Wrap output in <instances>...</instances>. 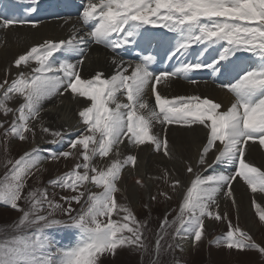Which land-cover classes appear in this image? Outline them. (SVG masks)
I'll return each mask as SVG.
<instances>
[{"label": "snow or ice", "instance_id": "1", "mask_svg": "<svg viewBox=\"0 0 264 264\" xmlns=\"http://www.w3.org/2000/svg\"><path fill=\"white\" fill-rule=\"evenodd\" d=\"M77 19L88 29L83 35L74 25L67 39H46L33 45L14 60L18 69L15 76L0 83V112L12 115L4 134L22 141L27 139V132L33 131L30 122L39 119L44 101L62 95L61 88L90 101L78 113L83 127L78 129L76 139L69 140V151H49L45 157L41 154L45 150L37 146L14 161L5 162L10 167L0 177V204L21 215L11 225L0 228V264H102V258L115 255L118 248L147 251L143 236L146 222L138 221L126 205L118 204L114 194L119 191L117 182L122 170L137 161L134 155L119 159L120 145L125 139L136 148L147 144L170 155L167 139L153 131L155 124L204 126L208 130L207 141L196 163L205 164V156L216 148L213 164H227L235 169L231 175L194 173L171 221L176 225L173 239L194 234L199 241L205 216L222 219L210 210L211 205L225 185L229 186L225 195H233L230 186L237 177L253 193H264V171L246 160L249 141H258L264 147V0H86ZM17 24L36 27L38 22L0 17V26L4 28ZM156 28L166 29L174 37L168 59H176L177 64L170 71L153 70L156 57L149 54L140 56L138 61L113 57L115 72L111 76L105 78L97 72L90 79L81 78L80 66L90 44L103 45L113 52L124 49L126 53L131 51L128 45L145 46L147 50L146 46L155 41L163 47L165 38H157L152 31ZM193 46L201 49L195 61L180 59L188 56ZM58 53L65 57L75 54L80 59L75 63L67 58L57 62L54 54ZM243 53L250 54V62H239V54ZM33 63L35 67L31 66ZM22 65L30 67V71L20 70ZM201 69L228 80L219 85L232 95L228 106L198 95L169 98L158 91V86L188 79L190 73ZM121 97H126L127 102ZM13 98L21 101L15 108L8 105ZM41 130L53 137L51 144H60L67 135V130L53 131L43 126ZM77 148L82 149L79 157L83 162L48 181L49 186L70 193L61 197L68 207L49 199L47 188L24 194L27 178L44 159L68 158ZM113 150L117 159L106 168L93 165L96 156L107 157ZM187 171L193 173L194 169L189 165ZM90 184L102 190L90 191ZM180 184L178 179L171 182L173 189ZM161 195L170 199L167 193ZM21 200L27 207L20 206ZM73 202L80 206L79 211L72 207ZM57 209H62L67 219L55 218ZM114 213L123 215L114 220ZM258 216L264 221V211H258ZM168 225L165 216L157 231L151 264H157L160 241ZM54 228L72 231L74 240L58 246L47 231ZM221 241L228 248L257 249L264 255V247L231 222L229 230L214 242Z\"/></svg>", "mask_w": 264, "mask_h": 264}, {"label": "rangeland", "instance_id": "2", "mask_svg": "<svg viewBox=\"0 0 264 264\" xmlns=\"http://www.w3.org/2000/svg\"><path fill=\"white\" fill-rule=\"evenodd\" d=\"M5 79H8L7 76L1 78V83H3ZM11 79L12 78L8 80L10 81ZM205 85L209 87L211 86L209 84ZM211 87L213 89L217 88L218 90H220V88L216 86ZM15 100L16 102H14ZM20 102L21 101L19 98H13V100L8 101V105L9 107L15 108ZM153 103H155V100ZM11 120V114L4 115L2 112H0V122H2L3 124V127H0V177H3L7 168L10 167V165H7L5 162L7 160L14 161L15 159L19 158L24 152L29 151L31 148H33V145L37 144V135L40 134V132L42 131V122L38 119V121L33 120L30 122V126L32 127L33 131L26 133V140L22 141L19 138L12 137L10 134L8 136H5L4 128H6L11 123ZM77 120H80V118L78 117ZM82 127L83 126L79 124L78 127L74 129L76 136H72L73 138L70 137L67 138V140H64L61 144L63 147H59V144H51L50 141L52 140V137L44 138L45 141L41 142L40 145L41 149L45 151H42L41 154L47 157L49 151L57 153L62 151H69V140L76 139L79 135L78 129ZM37 128L40 129L38 130ZM253 142L259 143L256 141ZM125 143L122 144V146L125 145L126 147L128 145L126 139ZM122 146L120 145V147ZM172 150L174 151L175 148L169 146V156L164 155L163 150L156 151V154L160 155L161 158L151 164L152 169L144 172L148 174L149 182L151 181L150 183L152 187V194L149 193V191L140 190L139 188V190L137 189L136 196L132 198L133 201H130L125 192L118 191L119 193L117 192L114 194L118 204L126 205L132 211L138 221L142 223L146 222V227L144 228L143 236L145 244L147 245V251H142L133 247L118 248L115 255H107L103 257L102 264H151L154 255L153 248L157 239V231L160 228L161 221L165 218V216L169 221V225L165 229L166 234H163V239L160 241L161 249L157 264H264V255H261V253L257 249L228 248L226 244L222 241L214 242L217 241V238H219V236L222 237L229 230V222H231L234 227L239 226L242 230L247 232L254 243L259 245L260 247H264V221H261L258 216V211H264V193H253L249 189L247 184H245L244 181L241 180L239 177L233 180L230 186L233 195L231 197H228L224 194L222 198L218 199L215 204L211 205L210 210L214 213H219L222 219L218 220L215 218V216H205L203 218V235L199 241H196L194 239V234L187 235L185 238L188 242H190V245L189 248L185 250L183 249L182 244L180 243L181 241L186 240L185 238L181 239L177 237L176 239H173V233L175 232L176 225L172 224L171 221H173V219L176 217L179 211V205L181 203L180 201L182 200L183 193L186 187H188L190 181L193 179V176L191 177L192 179L189 177L192 173H189L187 171L188 166H192L194 162V165L192 167L195 170V173L199 172L203 176L222 174L223 169L221 166L216 167V164H214L213 167L215 168V170L211 173V171L207 170L208 163H206V165L199 164V166L196 161L198 160L201 149L197 150L196 159H194V157L192 156H187V159H185V161H182L183 163L181 162V164L184 165L183 166L180 164V162L173 160V155L178 154L177 156H179L180 149H176L174 152ZM73 151L74 155L68 158L60 157L59 159H44L37 169H33L32 175L27 178L26 187L23 190L24 194H27V192L32 189L47 188L49 199H54L57 202L63 204L64 208L68 207V205L64 203L63 200H61V197L67 196L70 193L67 190L49 186L48 181L70 170L77 162H83L82 158L79 157V152L82 151V149L77 148ZM182 151L181 153L182 155H184L185 153H183ZM212 151L213 149H211L210 152ZM115 155V150H113V152L110 153L107 157L96 156L93 159L92 163L98 169L106 168L112 160L117 159V156ZM207 159L208 157H206L205 159L206 162ZM174 163L179 164L178 166L180 170H183V176L181 175L179 170L177 171L174 169ZM161 164H164L165 167ZM131 165H127L129 167L125 166L124 170H122L121 172V178L124 175L123 172H126L127 168L128 171L131 170V168L133 167V165ZM137 165L138 164L136 163L134 166L136 167ZM180 165L182 166V169ZM165 172H167V177H165ZM158 173L161 174L159 175ZM170 176L173 178H171ZM178 177H180L181 179ZM177 178L181 182V184L180 186L173 189L170 182H172V179L177 180ZM120 180L117 182V185ZM237 182L243 184V187L240 188V190H245L244 194H246V202L243 201L244 204H241L240 202L242 195L237 196L238 186L235 184ZM138 186L141 187L140 184ZM88 188L90 191L93 192H99L102 190L101 188H97L95 185L91 184L88 185ZM228 188L229 186L225 185L223 191L227 192ZM161 193H167L170 199H166L164 195H161ZM153 197H155V199H153ZM233 201H235L236 203H234ZM254 201L256 206H254ZM239 202L240 206L238 205ZM18 203L21 207H27L26 202L23 200L19 201ZM72 207L76 209V211H79L80 206L77 205L75 202H73ZM246 210L248 211V214H246V216L250 215L251 220H254L253 222L258 228V230L257 228L255 229L254 233L249 231V229L245 225L246 223L244 219ZM46 211L47 209H45V212ZM20 215L21 213L19 211L14 210L6 205L0 204V228H4L5 226L11 225L13 221L17 220ZM122 215L123 213H120L119 215L114 213L112 218L114 220H117L120 219ZM54 216L57 219H67L62 209H57L54 212ZM225 216L226 219L224 218ZM103 219L106 220V218ZM57 241L59 246L64 245L63 239L58 238ZM169 244H172L173 247L169 248ZM175 245L179 246L176 247Z\"/></svg>", "mask_w": 264, "mask_h": 264}, {"label": "bare ground", "instance_id": "3", "mask_svg": "<svg viewBox=\"0 0 264 264\" xmlns=\"http://www.w3.org/2000/svg\"><path fill=\"white\" fill-rule=\"evenodd\" d=\"M74 25L76 26V28L81 29L80 34L83 35L84 33L83 29L79 25L78 21L73 18L69 20H55L54 22H45V23H41L40 25L36 27H32L28 25H22V26L12 25L7 28H4L0 26V80L4 76H7L8 79L13 78L15 76L18 69L15 67L13 62L19 55L23 54L33 45L42 43L46 39H54V40L67 39ZM112 59H113V56L108 54V52L105 51L104 49L102 50L99 47L89 45L88 50L85 54L84 62L80 66L81 78L85 80L90 79L97 72L103 73L105 78L111 76L115 72V65L112 63ZM72 62L75 63L76 61L74 60ZM31 66L35 67V64L33 63ZM20 70L29 72L30 67H25L22 65ZM178 80L179 79L173 80L170 83V85H167V86H164V85L158 86V91H160L164 95H167L169 98L174 97V96H193V95H198L201 98L207 97L209 99H212L214 102L220 103L224 107L228 106L232 100L231 93H229L226 89H223V88H220V90H218L217 88L213 89L211 87L213 85H211L210 87L205 85L208 83L190 84V83H186L184 81H181V80L178 81ZM60 92L63 94L62 95L57 94L55 96L50 97L46 101H44L43 106H42L43 110L40 113L39 120H41L43 127H47L53 131L58 130V131L64 132L65 130H67V135L64 139V140H67V138L76 136L74 129L78 127V125L80 124L79 120H77L79 117L78 112L83 107H86L90 103V101L84 97H78V96L74 97L70 89L68 91H64V88H61ZM148 97L153 103L155 99L154 97L151 96L150 92L148 94ZM121 99L123 100V102H127L126 97H121ZM14 102H16V100ZM70 130H74V131H70ZM153 131L155 133H158L162 139L166 138L168 141V146L175 148V150L180 149L179 156H177L178 154L173 155L174 157L173 160L178 161L181 164L182 161H185V159H187L186 158L187 156H192L194 157V159H196L197 150L202 149V146L207 141V131L208 130L204 126L199 125V124H195L190 127L185 126V125H174V124L166 125V126L155 124ZM49 137H52L49 133H44L43 131H41L40 134L37 135V144H34L35 147L38 146L41 148V145H40L41 142L45 141L44 138H49ZM63 141L59 144V147L62 146L61 144L63 143ZM218 144L219 142H217V145ZM119 150H120V156H121L119 157V159L122 157L124 158L128 155H134L137 157L136 163L138 164L136 167L133 166L130 171H128V168H127L129 166L126 167L127 170L126 172H123L124 175L117 185V187L119 188V191L125 192V194L128 196L130 201H133L132 198L136 196L137 189L139 190V188L140 190L149 191V193H151L152 192L151 191L152 187L150 183L151 181L149 182L148 174L144 172L152 169L151 164L154 161L159 160L161 158L160 155L156 154V150L151 145H147V144L142 145L139 148H136L130 144H128L126 147L125 145H123L122 147H120ZM181 151L185 154L182 155ZM208 154L206 155L208 159H207V162H205V165L206 163H208V165H212L211 168L209 167L207 168V170L211 171L212 173V171L215 170V168L213 167L214 165L213 161L215 160V156H216V148H213V151ZM246 160L252 163L254 166L260 168L262 171H264V147L260 146L259 143H254L253 141H249L246 147ZM161 165L164 166V164H161ZM178 165L179 164L174 163V169L177 171L179 170V172L183 176V170H180ZM193 165H194V162H193ZM218 166L222 167L223 169L222 174L224 175H228V174L231 175L235 171L234 167L231 165L217 163L216 167ZM181 169H182V166H181ZM194 173H195V170L189 177L191 178L192 176H194ZM137 181H140V182L138 183ZM139 184L141 185V187L138 186ZM235 184L238 186L237 196L242 195V198L240 199V202L242 204L243 201L246 202V194H244L245 190H242V191L240 190V188L243 187V184L238 183V182ZM223 188H225V186ZM224 194H225V191L223 190L217 193L216 202L218 199L222 198ZM240 202L239 204L237 203L239 206H240ZM246 214H248L247 210L245 211V219H244L246 224L245 223L244 224L249 229V231L254 233L257 226L256 224H254L253 222L254 220H251L250 215H248L249 216L248 218ZM186 241L187 239L180 242L182 244L183 249L185 250L188 249L190 245V242L187 241L186 243Z\"/></svg>", "mask_w": 264, "mask_h": 264}]
</instances>
